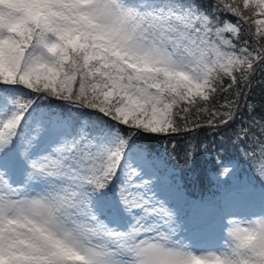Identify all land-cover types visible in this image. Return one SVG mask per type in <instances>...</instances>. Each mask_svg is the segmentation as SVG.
Returning <instances> with one entry per match:
<instances>
[{
    "label": "snow or ice",
    "instance_id": "1",
    "mask_svg": "<svg viewBox=\"0 0 264 264\" xmlns=\"http://www.w3.org/2000/svg\"><path fill=\"white\" fill-rule=\"evenodd\" d=\"M257 72L264 0H0V264H264V189L205 244L132 142L235 123ZM233 143L264 184V116Z\"/></svg>",
    "mask_w": 264,
    "mask_h": 264
},
{
    "label": "trees",
    "instance_id": "2",
    "mask_svg": "<svg viewBox=\"0 0 264 264\" xmlns=\"http://www.w3.org/2000/svg\"><path fill=\"white\" fill-rule=\"evenodd\" d=\"M234 20V17H228ZM223 19V18H222ZM223 101V97H220ZM215 103V101H214ZM241 111L235 123L219 129L208 127L199 128L193 132L171 135L167 138H158L151 135H139L133 138V143L142 145L148 150L161 151L167 148L171 162L179 169L186 193L189 197L210 195L215 191V179L222 161L230 165L238 172V178L257 187H264L253 174L249 166L241 159L239 145L233 143V130L239 126H247L255 118L259 120L264 116V73L257 72L246 91V99L241 98ZM247 105H251L254 111ZM61 109V110H60ZM54 111H62L66 114L68 109L60 104L53 105ZM81 114L75 109L71 111L72 117ZM88 116L85 110L84 117ZM247 143V142H245ZM195 148V159L189 163L185 155L189 146ZM206 146L205 148L202 147Z\"/></svg>",
    "mask_w": 264,
    "mask_h": 264
},
{
    "label": "rangeland",
    "instance_id": "3",
    "mask_svg": "<svg viewBox=\"0 0 264 264\" xmlns=\"http://www.w3.org/2000/svg\"><path fill=\"white\" fill-rule=\"evenodd\" d=\"M60 110L55 112L62 116L68 115ZM149 152L155 164L152 172L155 173V177H158V180H156V191L158 195L175 205L179 209L180 216L183 220L187 221L195 215L206 227H214L216 225L214 227L216 229L215 244H220L223 241V225L220 219L222 216L221 205L224 198L230 192L244 190L247 193L244 199L234 203L232 211L237 214V218L245 217L252 212L259 211L257 208L260 207V193L264 187H257L239 179L237 171H234L223 182L215 179L217 183L215 191L212 194L189 197L184 187L182 175L179 169L171 162L167 148L165 147L161 151L149 150Z\"/></svg>",
    "mask_w": 264,
    "mask_h": 264
},
{
    "label": "bare ground",
    "instance_id": "4",
    "mask_svg": "<svg viewBox=\"0 0 264 264\" xmlns=\"http://www.w3.org/2000/svg\"><path fill=\"white\" fill-rule=\"evenodd\" d=\"M171 195H173V194H171ZM214 227H212V226H207L206 227L207 228V233H206V235L204 237L203 243H205V244H213L214 243L215 244V242H216V238H215L216 229ZM217 242L220 243L219 241H217Z\"/></svg>",
    "mask_w": 264,
    "mask_h": 264
}]
</instances>
